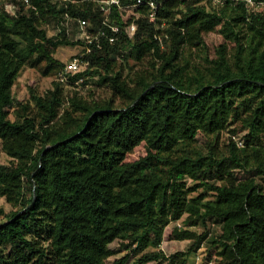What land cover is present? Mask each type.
<instances>
[{
  "label": "trees",
  "instance_id": "trees-1",
  "mask_svg": "<svg viewBox=\"0 0 264 264\" xmlns=\"http://www.w3.org/2000/svg\"><path fill=\"white\" fill-rule=\"evenodd\" d=\"M19 4L17 17L0 8V154L9 158L0 157V197L12 206L0 209V264H109L116 241L127 254L114 264H188L206 244L214 264H264V11L165 1V47L141 17L133 37L105 44L73 77L82 87L99 77L111 96L54 79L22 101L13 91L21 71L53 78L65 65L57 49L77 43L49 36L61 13L51 2ZM213 32L224 41L212 55ZM166 237L193 244L167 256Z\"/></svg>",
  "mask_w": 264,
  "mask_h": 264
},
{
  "label": "built area",
  "instance_id": "built-area-1",
  "mask_svg": "<svg viewBox=\"0 0 264 264\" xmlns=\"http://www.w3.org/2000/svg\"><path fill=\"white\" fill-rule=\"evenodd\" d=\"M61 11L56 21V34H65L68 38L76 33V42L79 50L65 63L62 70L57 74L56 79L65 85H70L74 91H82L81 79L73 80L78 73L86 72L91 66L92 55L104 48L105 44H116L123 36L133 37L138 31L141 17L148 19L155 24L158 32L155 39L162 47L166 46L169 38L166 32L165 22L159 21L158 14L165 1L169 0H136L133 3H124L123 0H48ZM90 2L93 5L89 16L81 14L73 15L71 6ZM214 6L243 5L248 11H264V0H211ZM23 4L27 8L37 10L35 0H18L17 2H6L3 8L5 12L17 17L20 14ZM70 39V38H69ZM240 146L243 141L235 137ZM182 227V223H177ZM202 247L195 253L194 264H213L212 261H204L202 254H199Z\"/></svg>",
  "mask_w": 264,
  "mask_h": 264
},
{
  "label": "rangeland",
  "instance_id": "rangeland-1",
  "mask_svg": "<svg viewBox=\"0 0 264 264\" xmlns=\"http://www.w3.org/2000/svg\"><path fill=\"white\" fill-rule=\"evenodd\" d=\"M6 2H10L8 0H0V7L4 6ZM210 5V4H209ZM47 30L49 36H53L56 34V20L54 18L50 19L47 23ZM70 40L73 41L74 38H76V33L70 35ZM206 43L209 47V50L211 54L213 55L215 52V49L219 44H221L224 41V38L222 35L218 33H210L205 36ZM79 46L76 45H62L60 46L55 54V57L59 59L60 61L66 63L68 62L73 55L79 50ZM150 56L147 57L139 66L135 67V70L141 69L146 67L149 64ZM131 64L132 61H130ZM129 71L126 70L125 74H127ZM56 79V76L53 78H46L43 77L39 72H37L35 69L26 67L24 68L19 77L18 80L14 86V95L17 99L22 101H27L31 98V94L29 91V88L31 85H33L35 88L38 89V91L41 94H44L47 90L52 88V82ZM67 91L68 88H72L70 85H66ZM92 91L95 93L96 98L104 99L108 96L112 95V90L109 86L100 83L99 77H95L92 80H90V83L86 87H82V92L85 93V95L89 94V92ZM199 144L202 146V148L206 151V141L203 136H199ZM142 152V148H138L131 156V159H136L140 156V153ZM1 161L5 164L9 162V158L4 152H1L0 154ZM236 176L239 178H245L249 176L247 173L242 171H236ZM0 209H3L5 213H8L12 210V206L7 202L6 198L0 197ZM5 220V216L1 214L0 212V221ZM175 226V223L170 224L166 229V235L169 234ZM211 230L212 233L218 230V225L211 224ZM201 228L199 231L201 232ZM193 244L191 240H176V239H168L167 237L163 241L160 250L163 251L167 256L175 254L177 252H187L190 248V246ZM112 249L115 250V255L108 259L109 264H114V261L116 259H119L127 254L126 251H124L119 242H114L110 245ZM199 254H202V258L204 261H212L214 264V258L208 259L209 252L207 251V244L203 246V248L200 250ZM139 257H133L129 259L128 264H136V261ZM195 263V253H192L189 257L188 264H194ZM144 264H166L164 262H148Z\"/></svg>",
  "mask_w": 264,
  "mask_h": 264
}]
</instances>
